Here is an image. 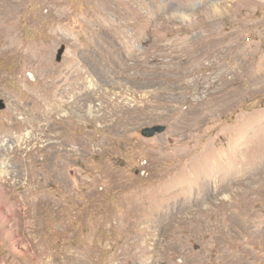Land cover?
Segmentation results:
<instances>
[{
	"label": "rangeland",
	"instance_id": "374dc122",
	"mask_svg": "<svg viewBox=\"0 0 264 264\" xmlns=\"http://www.w3.org/2000/svg\"><path fill=\"white\" fill-rule=\"evenodd\" d=\"M0 165V264H264V0H0Z\"/></svg>",
	"mask_w": 264,
	"mask_h": 264
},
{
	"label": "bare ground",
	"instance_id": "6f19581e",
	"mask_svg": "<svg viewBox=\"0 0 264 264\" xmlns=\"http://www.w3.org/2000/svg\"><path fill=\"white\" fill-rule=\"evenodd\" d=\"M124 34V33H123ZM126 39V38H125ZM128 44H129V42L127 43V46H123V50L124 51H126L127 52V55H128V57H131V58H133L134 56H133V52L129 49V47H128ZM160 44V43H159ZM212 48V47H211ZM158 51V50H157ZM177 51V50H176ZM192 51H194V49H192V48H190V47H186V46H184V47H182V48H179L178 49V51H177V55H175V57H177L176 59L177 60H179L180 61V66H179V68L177 69V71L180 73V78H186V77H189V76H192L193 74H195L196 72H197V67H194L193 65H192V63H190V61H187V59H184L183 57V55H181V53L183 54V53H191ZM175 53V52H174ZM159 54V53H158ZM160 54H162V52L160 53ZM173 54V53H172ZM125 55V54H124ZM153 55H155V54H153ZM153 58V57H152ZM163 58V57H162ZM214 59V58H213ZM245 59L247 60L248 59V57L246 56L245 57ZM154 60V59H153ZM152 60V61H153ZM164 60H165V58H164ZM171 60V59H170ZM169 60V61H170ZM258 61H257V65H255V68L254 69H250V66H249V64H246V65H244V62H247V61H243V62H240V63H238V64H235L233 61H229L230 62V64L228 63L227 65L225 64V66H230V69L232 68V70H235L238 74H239V77H242L243 75H245V76H249V75H251V74H256V73H260L261 71H262V60H261V58H258L257 59ZM147 61V60H146ZM157 62V61H156ZM172 62V61H171ZM223 62H225V60L223 59H219V58H217V56H216V58L212 61V63H210V66H216L217 64H221V63H223ZM166 63V62H165ZM164 63V64H165ZM175 62H173V64H174ZM183 63V64H182ZM255 63V62H254ZM172 64V63H171ZM253 64V63H252ZM251 64V65H252ZM123 65H126V64H124L123 63ZM233 65H234V67H233ZM173 66V65H172ZM220 66V65H219ZM216 67H218V66H216ZM176 68V67H175ZM221 68V67H220ZM201 69V68H200ZM215 69V68H214ZM210 70V69H209ZM208 70V71H209ZM211 70H212V68H211ZM223 72H222V74H224V75H226L225 73H226V71H224L223 69H221ZM161 71V70H160ZM213 71V70H212ZM235 71H233V72H235ZM219 72V71H218ZM160 76V75H159ZM158 76V77H159ZM210 76V75H209ZM157 77V78H158ZM193 77V76H192ZM232 77V76H231ZM162 78V77H161ZM209 78V77H208ZM214 78V77H213ZM220 78V77H219ZM224 78V77H223ZM160 79V78H159ZM200 79V78H199ZM230 79V78H229ZM239 79V78H238ZM243 78H241V80H242ZM247 79H249V78H247ZM246 79V80H247ZM203 80V79H202ZM233 80V79H232ZM231 80V81H232ZM156 81V80H155ZM158 81V80H157ZM161 81V80H160ZM159 81V82H160ZM180 81V80H179ZM208 83H209V81H208ZM213 83V82H212ZM233 83V82H232ZM181 84H184V86L186 85L187 86V83L186 82H182ZM198 84V83H197ZM218 84V83H217ZM225 84H227V83H225ZM241 85V84H240ZM199 86V85H198ZM206 86H207V84H206ZM228 86V85H227ZM202 87V86H201ZM209 87H210V85H209ZM213 87V86H212ZM208 88V87H207ZM225 88V87H224ZM213 89H214V87H213ZM239 89V88H238ZM190 90V89H189ZM224 91V90H223ZM240 91V90H239ZM211 92V91H210ZM234 93V92H233ZM216 94V93H215ZM226 94V93H225ZM222 96V95H221ZM233 96V95H232ZM221 98V97H220ZM262 121V120H261ZM248 124H249V122H247ZM251 123H253V122H251ZM255 123V122H254ZM254 125V124H253ZM261 126V123L260 122H257L256 123V126L254 127V129L252 128L251 130H252V134H255L256 133V135H257V133H258V131H259V127ZM251 134V135H252ZM242 143H243V141L242 140H240ZM256 141V140H255ZM238 147V146H237ZM9 148V147H8ZM4 166V165H3ZM2 165H0V174H4V172H5V167H3ZM196 166V165H195ZM213 168V167H212ZM230 168V167H229ZM242 168H243V165H242ZM195 169H197V168H195ZM222 169V168H221ZM191 170V169H190ZM198 170V169H197ZM197 170H195V171H197ZM183 171V170H182ZM194 171V172H195ZM212 171V170H211ZM245 171V170H244ZM188 172V171H187ZM191 173H192V171H190ZM183 173V172H182ZM212 173V172H211ZM210 173V174H211ZM193 174H195V173H193ZM218 174V173H217ZM223 175V174H222ZM190 176V175H189ZM194 176V175H193ZM195 176H197V179L199 178V176L198 175H195ZM225 176V175H224ZM245 176H246V174H245ZM209 177V176H208ZM185 178V177H184ZM188 178V177H187ZM202 178V177H201ZM228 179H229V177H227ZM243 178V177H242ZM193 179H195V178H193ZM210 179V178H209ZM224 179V178H223ZM184 180V179H183ZM227 180V179H226ZM231 179H229L228 181H230ZM235 180V179H234ZM239 180V179H238ZM244 180V179H243ZM190 181V180H189ZM179 182V181H178ZM245 182V181H244ZM243 182V183H244ZM191 183V182H190ZM3 184L5 185V184H7V181H4L3 182ZM195 184H196V182H195ZM199 183H197V186H195V187H188L189 189H187V191L185 192V194H189V196L187 197V198H191V195H195V194H197L198 196L199 195H201V193H203V190H204V188H205V186H203V185H198ZM202 184H204V183H202ZM206 184V183H205ZM170 187V186H169ZM171 188V187H170ZM159 189V188H158ZM155 190V189H154ZM153 190V191H154ZM157 190V189H156ZM160 191V190H159ZM163 191V194L162 195H164V197H165V201L167 202V201H169V200H172V199H175L176 198V195L179 193V191H180V189H178V188H175V187H173V189H168L167 188V190L165 189V190H162ZM156 193L157 192H155L154 194L156 195ZM180 194V193H179ZM152 195H153V192H152ZM149 196V195H148ZM163 197V196H162ZM186 197V196H185ZM196 197V196H195ZM157 198V197H156ZM189 198V199H190ZM151 199H153V198H151ZM159 199V198H158ZM194 199V198H193ZM192 199V201H195V200H193ZM154 201V200H153ZM162 201H163V199H162ZM191 201V202H192ZM197 201V200H196ZM163 203H161V205H162ZM1 203H0V211H3L2 209H3V207H1ZM164 205V204H163ZM162 205V206H163ZM164 208V207H163ZM163 208H158L157 209V211H153V210H150L149 212H147V216L149 217V218H156L157 217V215H158V213H161L162 214V212H163ZM168 208V207H167ZM166 212V211H165ZM168 213V212H167ZM160 215V214H159ZM162 215H164V214H162ZM26 248H28V249H30L31 248V246H30V244H28V242H27V244H26ZM32 249V248H31Z\"/></svg>",
	"mask_w": 264,
	"mask_h": 264
},
{
	"label": "water",
	"instance_id": "95a60500",
	"mask_svg": "<svg viewBox=\"0 0 264 264\" xmlns=\"http://www.w3.org/2000/svg\"><path fill=\"white\" fill-rule=\"evenodd\" d=\"M1 108H2V106H1ZM163 130H164L163 127H155V128L145 129V130H143L142 135L146 138H151V137H153V135L155 133H160Z\"/></svg>",
	"mask_w": 264,
	"mask_h": 264
}]
</instances>
